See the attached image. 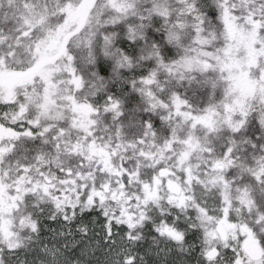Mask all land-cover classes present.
<instances>
[{"label": "snow or ice", "instance_id": "1", "mask_svg": "<svg viewBox=\"0 0 264 264\" xmlns=\"http://www.w3.org/2000/svg\"><path fill=\"white\" fill-rule=\"evenodd\" d=\"M0 264H264V0H0Z\"/></svg>", "mask_w": 264, "mask_h": 264}]
</instances>
